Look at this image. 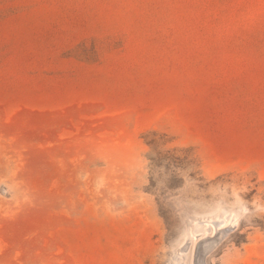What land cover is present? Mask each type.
Segmentation results:
<instances>
[{"label":"rangeland","instance_id":"rangeland-1","mask_svg":"<svg viewBox=\"0 0 264 264\" xmlns=\"http://www.w3.org/2000/svg\"><path fill=\"white\" fill-rule=\"evenodd\" d=\"M0 264H264V0H0Z\"/></svg>","mask_w":264,"mask_h":264}]
</instances>
